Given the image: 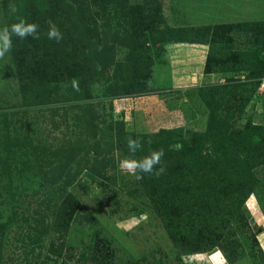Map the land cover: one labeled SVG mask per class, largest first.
Segmentation results:
<instances>
[{"label":"rangeland","instance_id":"374dc122","mask_svg":"<svg viewBox=\"0 0 264 264\" xmlns=\"http://www.w3.org/2000/svg\"><path fill=\"white\" fill-rule=\"evenodd\" d=\"M67 1L0 0V28L24 19L40 32L0 61V264H216L217 249L228 264H264V0ZM50 22L59 43L47 38ZM25 133L43 148L77 149L80 173L66 190L27 168L44 165L11 144ZM130 136L142 151L129 152ZM159 149L165 171L144 178L180 190L248 152L218 187L233 207L202 229L120 171V159ZM68 193L66 235L36 230L35 211Z\"/></svg>","mask_w":264,"mask_h":264},{"label":"trees","instance_id":"16d2710c","mask_svg":"<svg viewBox=\"0 0 264 264\" xmlns=\"http://www.w3.org/2000/svg\"><path fill=\"white\" fill-rule=\"evenodd\" d=\"M74 1L75 0H73V2ZM76 1H79V0H76ZM70 2L71 1L68 0L67 4H69ZM11 24L12 22L10 23V25ZM249 27L251 29V25H249ZM13 40H14L13 42L14 47H17L21 43V40L17 39L16 37H13ZM24 41L27 43L26 39H24ZM103 41L105 40L103 39ZM15 52L16 54H18L17 50L14 48V53ZM15 56L17 60H20L19 55H15ZM86 75H87V72H86ZM90 76L91 74L89 71V77ZM84 107L85 106L81 105V108L86 114L87 112ZM203 136L205 137V135ZM206 138L210 142L214 140L213 136L207 135ZM61 143L62 141H59L58 144H61ZM11 144L25 147L27 157L31 153V156L35 157L36 161L44 165V169L42 167H36L34 165L30 167V165H28L27 168L28 167L31 168V171L34 170L36 174L39 171L42 173H46V174L48 173L50 177L49 180L51 182H63L62 184L56 185L55 188L57 189H54L55 194H58L64 191V189L66 190V187H65L66 183L70 182L72 178L74 179V177L78 175L79 168H74V162H73V161H77L78 163V160H77L78 156H77V153H75L77 149L76 148L74 149L73 146H70L71 144H68V143L61 144L54 148L52 146L46 147L45 145V147L43 148L42 141L39 142V144H35L34 139L30 135H27V133H25L22 136V139L19 138L17 140H15V138L11 136ZM51 145H55V144H51ZM247 153H245L242 156L239 155L238 153L236 154L228 153V155L224 156V158H222L221 160L213 164L210 163L209 165V167L211 168L210 171L202 172V175H205L207 174V172H210L209 179L206 180L205 178H203L202 180L196 182L195 184H198V185L193 189H192V186L186 187L187 189H191V191L189 192L187 191L186 188L181 187V186H180L181 190L179 189V186L177 188L169 187L167 185V182L162 180V177H161L162 182L160 185L158 184V186H156L155 183L160 181V178L159 179L152 178V177L150 179L143 178L140 181L142 183L144 182L149 183L156 187L154 189V192L158 193V196L155 197L156 199H158V197L160 196V199L161 201H163V204L168 202L170 203L171 206L178 205V207H180L181 210L185 211L186 214L188 215L191 214L192 218H194L197 224L201 225V223H206V221L217 219V217L221 213H223V211L224 212L226 211L227 207H230V206L233 207V203L227 204L225 202L224 197L226 196V194L224 192L222 193V191L218 192V187H221L222 184L226 185V183L220 182L222 181V176L225 178V180L227 179V184L231 182L229 179H234L238 177V174H240L241 172L237 170L236 165L242 162L243 159H246ZM70 163H72V165ZM215 164L216 166L212 169V165H215ZM4 165H5L6 170L10 171L12 169L10 157H7L5 159ZM79 173H80V169H79ZM166 175H169L172 177L175 176L174 172L172 171H170V173H167ZM52 193L53 192L51 191L50 195ZM68 194H69L68 198L65 197L62 200H59L60 196L58 199H55V200L50 199V198L45 200L46 211L41 212L40 215H39V212L41 210L39 212H37V210L35 211V214H36L35 223L37 224L35 227L36 230H40L42 233H48L50 229H53L56 232H59L63 237H64V234L66 235V233H64V230H66V228L69 227V224H70L69 221H71V217L70 218L67 217V214H68V212L66 211L67 202L72 199L75 200V198L70 193ZM218 195H220L221 197ZM194 200H195V203L192 204V201ZM159 207L165 208V205H159ZM51 216L53 217L52 219H51ZM47 218L51 220L47 221ZM197 224L195 225L196 227L200 229V231L198 232L199 236L206 237L207 234L201 231V226H202V229H204L206 224H203L201 226H198ZM208 227L209 228L207 230V233L210 232V228L212 226H208ZM40 231H37V232L40 233ZM170 232H174V229L171 228ZM172 237L176 238L175 234H173Z\"/></svg>","mask_w":264,"mask_h":264},{"label":"clouds","instance_id":"9594fccd","mask_svg":"<svg viewBox=\"0 0 264 264\" xmlns=\"http://www.w3.org/2000/svg\"><path fill=\"white\" fill-rule=\"evenodd\" d=\"M9 9L12 13L17 11L15 4H9ZM39 25L34 22H28L24 19H20L18 22L12 23L10 26H4L0 28V61L7 62L8 55L13 48V37L20 40H24L28 37L39 40L40 32ZM47 38L57 43L63 40L64 35L59 27L50 22L47 30ZM71 86L75 91H79V83L73 79ZM127 148L130 153H136L143 150V142L138 138L129 137L127 139ZM165 153L162 149L152 150L148 155L143 156L140 159L125 157L120 159L118 167L120 171L126 175L134 177L136 180H142L144 174H154L159 176L165 171V165L163 163V157ZM159 166V167H157ZM213 256L219 257L216 264H228L227 258L223 252L219 249L213 253Z\"/></svg>","mask_w":264,"mask_h":264},{"label":"crops","instance_id":"0c3cea01","mask_svg":"<svg viewBox=\"0 0 264 264\" xmlns=\"http://www.w3.org/2000/svg\"><path fill=\"white\" fill-rule=\"evenodd\" d=\"M188 79L189 80H191V81H194L195 79H198L197 77H196V75L195 74H192V75H190V76H188ZM192 83V82H191ZM197 85V82H193L191 85H189L190 87H195Z\"/></svg>","mask_w":264,"mask_h":264}]
</instances>
